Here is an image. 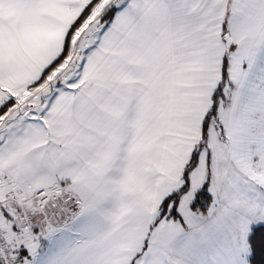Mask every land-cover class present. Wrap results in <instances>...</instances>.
<instances>
[{"label":"snow or ice","instance_id":"1","mask_svg":"<svg viewBox=\"0 0 264 264\" xmlns=\"http://www.w3.org/2000/svg\"><path fill=\"white\" fill-rule=\"evenodd\" d=\"M0 264H264V0H0Z\"/></svg>","mask_w":264,"mask_h":264}]
</instances>
